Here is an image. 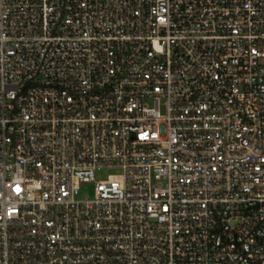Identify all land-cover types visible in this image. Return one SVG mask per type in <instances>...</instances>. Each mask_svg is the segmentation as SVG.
Wrapping results in <instances>:
<instances>
[{
	"label": "built area",
	"instance_id": "1",
	"mask_svg": "<svg viewBox=\"0 0 264 264\" xmlns=\"http://www.w3.org/2000/svg\"><path fill=\"white\" fill-rule=\"evenodd\" d=\"M0 264H264V0H0Z\"/></svg>",
	"mask_w": 264,
	"mask_h": 264
},
{
	"label": "rangeland",
	"instance_id": "2",
	"mask_svg": "<svg viewBox=\"0 0 264 264\" xmlns=\"http://www.w3.org/2000/svg\"><path fill=\"white\" fill-rule=\"evenodd\" d=\"M118 173V171L115 170H108V171H98L96 173L97 179H106L109 174ZM94 194V185L93 183H86L82 184L81 189L77 192L76 197H92Z\"/></svg>",
	"mask_w": 264,
	"mask_h": 264
}]
</instances>
